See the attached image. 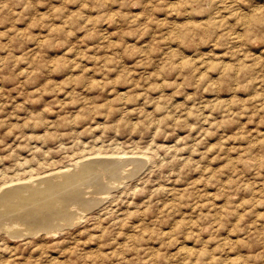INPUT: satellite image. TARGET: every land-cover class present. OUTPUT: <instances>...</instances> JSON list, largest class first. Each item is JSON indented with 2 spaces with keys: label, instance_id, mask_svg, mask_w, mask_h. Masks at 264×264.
<instances>
[{
  "label": "rangeland",
  "instance_id": "374dc122",
  "mask_svg": "<svg viewBox=\"0 0 264 264\" xmlns=\"http://www.w3.org/2000/svg\"><path fill=\"white\" fill-rule=\"evenodd\" d=\"M78 159L0 264H264V0H0V186Z\"/></svg>",
  "mask_w": 264,
  "mask_h": 264
},
{
  "label": "bare ground",
  "instance_id": "6f19581e",
  "mask_svg": "<svg viewBox=\"0 0 264 264\" xmlns=\"http://www.w3.org/2000/svg\"><path fill=\"white\" fill-rule=\"evenodd\" d=\"M89 159H90V157H89ZM95 159L88 160V161L78 159L76 162L73 163V165L76 168L70 167L67 169L64 168L63 170H60L61 169L60 168L58 170L50 171V173H48V174L46 173V175H42V176L38 177V179L36 177L35 180H33L34 179L33 178L30 182L27 181V183H25V182L23 183L22 181L19 180L22 183L17 184V182L14 181L16 184H10V182H8L7 183L8 185L6 184V186L3 185V187H1L2 186L1 185L0 186L1 187L0 188V229L6 230L8 232V235L10 234L12 236L19 237V235H21V234L37 233L41 229L45 230V232H47V233H51V232L55 233L56 231H58V229H62L63 227H65L67 225L74 224L77 221L79 222V220H81V218L83 217V211L88 208V206H87L88 201H86L87 199L84 200L81 198L83 197L82 195H84L85 191L89 189L88 187L90 185L88 187H85L86 186L85 185L84 186L85 190H84L81 188V186L79 184L76 185V183L74 182V180H76V179L73 178L74 179L73 180L72 177L77 176V178H78V174H81L80 172H84V171L86 172V170L90 169L92 167V164L94 163ZM115 159H116V157H115ZM114 160H113V163H114ZM100 161H103V160L100 159ZM104 161H107V159ZM108 162L111 164L112 161H108ZM125 163H124V165L122 164L121 167L119 166V164H120L119 163L118 166L120 168H122L123 166H125L127 164V163L126 164ZM138 163H140V162H138ZM99 165H100V163H99ZM112 166L115 167V165H112ZM97 167H94V168H97ZM103 167H106V171L112 170L111 169L112 167H110V166H109L110 167L109 170H107L108 166L103 165ZM101 168H102V166H101ZM115 168H117V167H115ZM98 169L99 168H97L96 171H98ZM103 169H105V168H103ZM103 169H99L97 174H102L105 171ZM100 170L103 172H101ZM113 172L111 171V174ZM107 173H109V172H107ZM87 174H89V173H87ZM92 174H93V171H92ZM4 177H5V175H4ZM83 177H84V175H83ZM91 177H93V176H91ZM114 177L116 178L117 175H115ZM105 178H106V176H105ZM109 178H111V177H109ZM109 178H108V180H109ZM119 178H118V180H119ZM96 179H93V180H96ZM112 179H113V176H112ZM5 180L7 181V179H5ZM108 180L106 181L107 183H104V182L102 183V180L101 181L99 180V182L93 184V186L97 187L96 192L100 193L97 195L101 196V193L105 192L106 189L109 188V187L107 188V186L111 182L109 183ZM77 181H78V179H77ZM111 184H114V183H111ZM91 189H93V187L90 188V190ZM94 189H95V187H94ZM94 189H93V192L95 191ZM88 192H89V190H88ZM86 193H87V191H86ZM93 194H95V193H93ZM89 195H91V194H89ZM80 196H82V197H80ZM91 196L93 197V195H91ZM102 196H104L103 193H102ZM90 199H91V197H90ZM90 199H88V200L90 203H92V200H90ZM77 200H83V201H80L81 204L82 203L83 204L82 205L78 204ZM98 202H99V200H98Z\"/></svg>",
  "mask_w": 264,
  "mask_h": 264
}]
</instances>
